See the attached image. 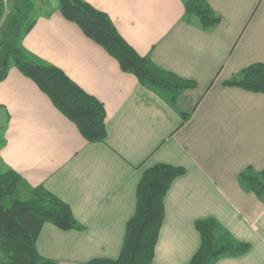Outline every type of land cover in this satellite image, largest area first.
<instances>
[{
	"label": "crops",
	"instance_id": "0c3cea01",
	"mask_svg": "<svg viewBox=\"0 0 264 264\" xmlns=\"http://www.w3.org/2000/svg\"><path fill=\"white\" fill-rule=\"evenodd\" d=\"M35 1L21 49L61 70L106 113L105 141L88 143L16 68L0 82V172L67 204L82 228L43 225L38 254L55 264L117 259L142 174L163 164L184 173L164 198L153 264H189L201 242L195 223L207 219L249 246L213 264H264V204L239 182L247 168L264 169V94L224 85L264 65V0H205L220 18L205 31L181 0H83L139 56L194 82L174 107L66 21L57 0Z\"/></svg>",
	"mask_w": 264,
	"mask_h": 264
},
{
	"label": "trees",
	"instance_id": "16d2710c",
	"mask_svg": "<svg viewBox=\"0 0 264 264\" xmlns=\"http://www.w3.org/2000/svg\"><path fill=\"white\" fill-rule=\"evenodd\" d=\"M12 8L10 18L23 21V16L35 8L30 0H0V19L5 4ZM186 18L196 19L202 30L220 22L205 0H181ZM61 16L74 23L91 41L117 61L123 73L134 76L143 88L174 107L178 96L193 88L194 82L181 79L157 67L147 57L139 56L117 33L108 17L83 0H57ZM10 25V23H9ZM33 22L11 41L9 27L0 40V82L10 67L16 68L45 94L52 105L79 131L88 143H103L106 139L103 105L84 93L61 70L37 62L20 47ZM251 93L264 94V65L253 64L237 78L224 84ZM188 115H183V122ZM184 173L169 165H155L142 174L136 190L135 212L125 227L124 239L117 259H96L87 264H153L155 247L164 219V198L172 182ZM239 182L264 204V169L254 172L247 168ZM22 181L13 171L0 172V264H55L37 252L36 241L43 225L50 224L61 231L82 228L69 206L41 187L22 190ZM195 229L200 235V247L189 264H213L221 257H236L249 246L236 242L213 219L199 220Z\"/></svg>",
	"mask_w": 264,
	"mask_h": 264
},
{
	"label": "rangeland",
	"instance_id": "374dc122",
	"mask_svg": "<svg viewBox=\"0 0 264 264\" xmlns=\"http://www.w3.org/2000/svg\"><path fill=\"white\" fill-rule=\"evenodd\" d=\"M30 1L33 4H35L36 2L35 0H30ZM7 11H9V12H6L8 14L5 13L0 19V40L2 39V36L5 30L9 27L10 32L8 33V39L13 41L16 38V36L23 31L24 27H26L27 24H29L30 22L34 20L35 13L32 12L26 16H23L22 18L23 22L17 25L16 20L11 19V22H9L10 18H12V16L14 15V12L10 11L9 8H7Z\"/></svg>",
	"mask_w": 264,
	"mask_h": 264
},
{
	"label": "built area",
	"instance_id": "2783aa9c",
	"mask_svg": "<svg viewBox=\"0 0 264 264\" xmlns=\"http://www.w3.org/2000/svg\"><path fill=\"white\" fill-rule=\"evenodd\" d=\"M4 4H5V9H4V14L7 12V2L4 1Z\"/></svg>",
	"mask_w": 264,
	"mask_h": 264
}]
</instances>
